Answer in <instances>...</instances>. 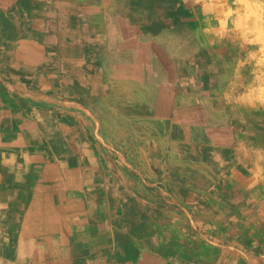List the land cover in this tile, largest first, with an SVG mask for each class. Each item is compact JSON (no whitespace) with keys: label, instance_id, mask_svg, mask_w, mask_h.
Segmentation results:
<instances>
[{"label":"rangeland","instance_id":"obj_1","mask_svg":"<svg viewBox=\"0 0 264 264\" xmlns=\"http://www.w3.org/2000/svg\"><path fill=\"white\" fill-rule=\"evenodd\" d=\"M7 49L14 50L18 61L27 51L83 49L88 65L98 54L105 96L92 97L91 84L82 96L74 78L66 84L65 77H57L55 54L47 58V68L53 69L47 81L32 68V82L11 83L2 74L14 69L3 61ZM63 61L69 60L64 56ZM35 74L39 82H34ZM242 76L256 79L259 143L264 147V0H0V124L16 110L27 119L20 125L24 133L13 134L0 125V151L11 154V143L18 142L22 156L32 155L31 149L52 154L46 140L64 136L51 134L56 126L48 120L43 122L46 131L35 133V122L28 121L22 108L26 106L9 105L13 101L6 95L44 88L54 95L70 90L83 100L84 139L103 162L100 170L107 162L116 168L108 179L88 186L101 192L94 216L100 226L88 232L102 231L108 223L121 246L110 264H241L225 245L238 243L250 250L253 242L264 259V223H256L262 239L253 237L252 223H245L240 210L244 198L237 190L244 187V171L235 162L224 165L211 153L207 156L201 143L205 133H197L200 127L210 129L212 119L240 117L244 106L234 97L195 98L193 88L212 86L235 94ZM63 98L45 100L56 106H48L51 112L42 110L43 116H60L62 111L66 120L75 117L76 106L61 109ZM20 101L35 103L27 96ZM5 105L10 106L8 113ZM195 109L202 110L204 122L195 123ZM208 133L216 140L208 141L216 144L222 136ZM34 141L44 143L35 147ZM156 157L162 166L152 163ZM144 161L150 169L147 179L132 174L128 166L141 168ZM237 169L240 174L230 177ZM106 229L103 234L109 236ZM69 248L67 260L61 258L63 250L53 251V264H91Z\"/></svg>","mask_w":264,"mask_h":264},{"label":"crops","instance_id":"obj_2","mask_svg":"<svg viewBox=\"0 0 264 264\" xmlns=\"http://www.w3.org/2000/svg\"><path fill=\"white\" fill-rule=\"evenodd\" d=\"M23 53L20 57L22 61H18L17 54L10 49H7V56L3 57V61H9L14 68L7 70V73H2L8 81L10 80L9 82L15 84L32 82V68L35 73L43 72L42 79L44 82L47 81L50 73L48 71H53L47 68V58L55 54L57 56L55 64L59 66V71L56 70L57 77H65L66 84L72 82L74 78L77 92L82 96L90 84L92 97L95 95L99 100L105 96L100 90L98 54L91 57L92 61L88 65L89 58L86 59L87 53L83 49L66 50V53L52 51L42 53L27 51L25 55ZM59 54L61 58L58 62ZM64 56L69 61L64 62ZM35 77L37 78H34V82H39L36 74ZM52 80L57 81L56 78ZM255 82L256 79L253 76L249 78L242 76L237 82L241 86L235 94L232 91L221 93L219 89L216 91L212 86L202 85L195 86L193 94L195 98L212 99L215 96L217 99H229L234 97L236 100L243 101L244 107L241 109L240 117L230 114L222 116L218 121L212 119L209 121L210 129L200 127L197 133H205V139L201 143L205 146L207 156L211 153L224 165L235 162L244 171V176L241 178L244 181V187L237 190V194L244 198L243 207L240 210L245 216V223H252V228H249L253 237L261 240V232L256 227V223H264V214L261 213L264 211V196L260 197L264 191L261 189L264 186V167L261 168V165H264V147L259 143L260 95L254 86ZM248 84L252 87H247ZM44 91L43 88L42 91L37 92L6 95L7 99L11 98L13 101L9 105L16 108H21V105L26 106L22 108H25V112L29 114L28 121L35 122V133L45 132L43 122L48 120V124L51 122L56 126V130L50 128L49 132L51 134L56 131L63 132L64 136L46 140L47 148L52 151V154L31 149L32 155L22 156L18 142L11 143L13 147L11 154L4 155L6 151H0V264H53L52 252L58 249L63 250L65 256L61 258L67 260L72 256L69 248L71 246H73L74 255L83 257L87 263L110 264L112 256L114 259V251L121 246H117L119 240L110 233L108 223H105L106 227L102 225V231L88 232L91 228L100 226L94 216L99 207L98 194L101 193L100 190L95 192L88 186L96 181L108 179L110 175L115 174L116 168L107 162L106 166L100 170L99 164L102 165L103 162L94 155L93 146L89 140L84 139L85 125L87 126L84 119L87 110L84 108L83 100L78 101L76 94L70 90H66L64 94L56 91L55 95ZM209 91L212 95H207ZM25 96L33 98L35 103L25 105L24 101H20ZM60 96L64 97L65 105L61 107L63 111H68L70 106H76L75 117L70 116L66 120L63 118L62 111L60 116L57 114L43 116L42 110L47 112L50 110L48 106L51 108L56 106V102L51 104L44 101L49 100L48 98L60 101ZM74 101L81 105L78 106ZM9 107L7 105L3 107L7 113V110H10ZM195 111V123L198 124L201 120L204 122L205 116H202V110L195 109ZM69 114L72 115L73 112L69 110ZM12 115V118H4L0 124L1 127L5 125L10 128L5 130H11L13 134L24 133L20 125L27 119L21 118L18 110L12 112ZM72 118L75 119V123L72 122ZM86 121H88L87 118ZM208 132L221 133L222 136L217 144L211 142L216 140ZM42 143L44 142H33L35 147ZM41 154L45 155L41 156ZM153 159L152 163L162 166L159 158ZM144 163L141 168H137L135 163H128V166L130 171H133L132 174L135 172L141 179H147L150 178L148 176L150 169L148 162L144 161ZM179 164L183 165L184 162ZM37 165L43 166L42 169ZM233 174L237 176L240 170H234L230 177ZM56 213L60 216L58 217ZM104 228H107L106 232L109 231V236L104 235ZM254 244L255 242L250 250L238 243L225 246L234 249L237 262L261 264L264 259L256 254L259 248L256 249ZM129 264L133 263L129 262Z\"/></svg>","mask_w":264,"mask_h":264}]
</instances>
